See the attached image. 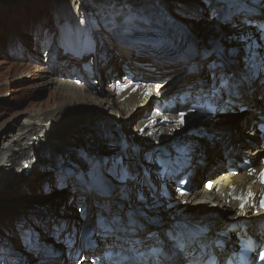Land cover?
<instances>
[{"label": "rangeland", "instance_id": "374dc122", "mask_svg": "<svg viewBox=\"0 0 264 264\" xmlns=\"http://www.w3.org/2000/svg\"><path fill=\"white\" fill-rule=\"evenodd\" d=\"M111 1L112 3L102 4L101 2L98 3V0H81L79 9L82 16H86L87 19L86 45L92 47L93 44L95 45L98 42V48L90 53L85 52L79 55L82 47L77 48L76 44V29L73 25L74 0H0V147L8 141L19 125L24 123L22 120L27 118L28 114L55 110L61 104L70 105V103H75L60 98L55 90L53 91L48 85L41 83L39 72L42 67H47L60 77L71 76L80 78L86 86L93 88L92 95L96 97L98 94L104 95L106 99H108V96H106L108 84L114 78L125 76V69L128 68L125 67L126 65L133 69L132 66L135 64H138V66L144 64L143 69L146 70H144L146 75L140 71L133 76L137 77L139 74L142 78L148 77L151 80L160 81L161 88L157 95L162 93L165 88V82L173 77H177L178 81H180L176 84V90L180 87L178 90L180 93H177L180 96L181 93L186 91V82L189 81L190 84L198 83L199 80L197 78L199 76H204L206 79L205 87L212 89L218 83V81L215 83L213 73L218 76L219 80L222 78L226 79L228 75L232 77L238 74L239 76L241 75L239 70L231 68L229 71H222L221 74L218 68L214 71L212 66V60L215 58L214 54H201L199 50L198 54L189 56L188 59L198 64L199 73H205L203 75H199L198 72L197 74L192 73L189 77L190 71L187 60H182L181 57H178L176 51H169L168 49L158 50L156 45H149L150 48H146L147 51H143L138 46L136 48L132 47V50L126 48L129 44L127 46L122 45L120 41L124 37H119L118 32L120 34L132 32L128 25L123 26L119 30L116 28L117 24L110 19L111 17L106 10L113 8L116 14V11H120L119 8L123 7V5L119 3L120 0ZM166 2L167 8L178 20L203 24L205 27L213 19V16L219 15L223 7L219 4V6H216L214 13H212L210 10L213 3L212 0H166ZM260 5L264 8V2ZM247 20L242 14H239L234 16L231 21L236 26L240 22H246ZM149 22L145 23L148 24ZM250 24L254 25V23ZM112 31L114 32L113 34ZM88 32H90L93 40L88 35ZM126 50L127 52H125ZM147 52L151 53L146 54ZM220 59L224 58L220 56ZM242 59L244 62L239 61L238 64L242 63V71L244 73L238 87L242 86L247 93L249 91H256L257 93V90H261L257 94L256 101H246V103L254 105L253 108L250 105L246 112L252 111L254 113L257 111L254 115L258 116L260 114L259 104H257L260 101L258 96L264 91V82L260 83V79L264 77V73H260L257 77L253 76L251 80L246 75H250L248 65L249 60L252 58L243 56ZM92 64L98 69L96 74L84 69L85 65L90 67ZM224 67L225 64L219 66V68ZM99 73L100 75H98ZM183 85L184 87L182 88ZM100 90H102V94L98 93ZM94 93L98 94L95 95ZM224 93L220 91L221 98L226 103ZM191 94L193 95V91H191ZM155 95L151 96L150 101L153 102L155 100ZM238 98L245 99L243 96ZM153 104L155 103L153 102ZM181 104L184 103L179 102L177 106L180 109L179 111L184 109L188 111L190 109L189 106L185 107L183 105L182 107ZM233 104L236 103L232 100L228 103L229 108L227 109L229 111L233 110ZM227 109L225 113H228ZM176 115H178V110ZM248 118V114L243 116L239 128L229 133L234 137V133L243 128V132L240 131V135L238 133L233 138L236 148L233 150L230 147L229 159L225 157V150L227 151L228 149L226 147V139L222 137L223 139L220 138L216 141L199 143L191 155L177 152L165 154L153 152L149 155L143 151L139 152L130 149L127 152L128 157L125 155L122 160L120 159V162L109 163L104 168L105 173L112 176L114 180L111 179V182L118 189L120 188L124 168L128 167L127 164L131 160L132 163L128 165L132 166L134 171L138 173L133 176L132 169V171L126 172L127 177L129 175V179L133 181V178H136L135 176L137 175L142 177L140 180L142 185L145 187L147 184V191L144 193L145 195L147 194V199L151 196L153 190H155L153 197H158L159 194L163 193L164 183L171 187V189L169 188L170 198L177 194L178 190L173 177L175 173L190 172V190L194 188V184L200 188L203 186L205 178L207 180L213 179L212 173L221 167L218 165L225 162L229 163L230 159L234 162L240 160L242 156L247 155L245 152L252 148L253 144H259L260 142L261 145V141L256 140L258 137L256 131L249 128L252 124L244 128V125L247 124L246 122L250 120ZM143 119L138 118L131 123L127 129L128 135L135 137L139 134L140 127H136ZM60 138L63 137H52L51 139L54 141ZM135 156L141 157L140 163L135 159ZM164 161H167V164ZM48 162L38 164L32 170L30 169L31 171L29 170L30 172L20 180L23 183L16 189L5 188L0 185V198H45L53 192L57 196L56 201L45 208H0V264H61L62 262L58 261V259L53 262H47L49 255H44L45 250L57 247L67 254L65 238L68 233L77 235V248L78 245L81 247L84 240V229L80 223L83 219L85 221L88 220L87 226L94 230L96 229V234L90 237L91 248L99 245L100 249H103L104 244H106L105 249H103L105 251L107 250V245L117 241L115 237L99 235L100 227L105 234H110V231L100 225V213L102 210L97 201L98 197L93 192L88 194L87 192L90 190L81 188V186L84 187V183L79 180L77 175H66L65 172H56ZM204 162H207V164L198 171L196 176L197 166L204 165ZM162 167H164V170L161 169ZM149 168L153 170L151 173L148 171ZM236 169L238 170V168ZM1 175L2 172L0 173V178ZM147 175H151L153 186H150ZM60 177H63L62 183L57 180ZM168 185L167 187H169ZM119 198H121V195L117 194L115 199ZM114 204L117 203L114 202ZM107 206L111 209L113 208L111 203H107ZM114 211L117 212L116 209ZM62 223H68V226L64 227L65 225ZM216 225H210L214 227V230L207 231L206 237L219 233L215 229ZM61 230L63 231L61 232ZM159 231H161L160 235H155ZM145 232V236L148 237L144 239H150L155 236L159 238V241L169 242L168 229H153L152 226H148ZM120 234L122 237L125 236L122 231H120ZM126 235H131L130 229L126 232ZM132 236H135V234ZM227 237L232 240L230 235H227ZM122 241L121 238L118 243L121 244ZM88 254L85 259L82 258L87 260L88 264H95L96 260H99L98 264H106L103 261L104 256L102 257L103 259L99 258L100 253L89 251ZM81 257H83L82 254L79 259Z\"/></svg>", "mask_w": 264, "mask_h": 264}, {"label": "bare ground", "instance_id": "6f19581e", "mask_svg": "<svg viewBox=\"0 0 264 264\" xmlns=\"http://www.w3.org/2000/svg\"><path fill=\"white\" fill-rule=\"evenodd\" d=\"M244 1L245 0H241L240 3H243ZM100 2L102 4L109 2L112 3L111 0H107V1L98 0V3ZM150 2L151 0H120L119 3L123 5V7L119 8L120 11L117 10L115 14V10L113 8H108L106 12H108V15H110L111 17L110 19L117 24L116 28L118 30L121 29L123 26H127V25L128 26L133 25L138 27L139 25H143L145 24V22H148V20H152L155 24H157L159 23L158 20H162V19L160 18V16L157 18L153 16H148V14L152 13L151 9H149ZM212 2L213 3L211 4L210 10L212 11V13H214L216 6H219L220 3L218 0H212ZM74 3H75V7L73 14L74 15L73 25L75 26L76 29L77 48H80L79 42H84V35L85 32H87L86 30L87 19L86 16H82L79 9L81 0H74ZM238 6L239 4L235 6V9L232 8L230 9L231 10L230 16L228 19H225L229 21L224 22L230 24L233 27V36L232 39L229 41L230 48L234 47L236 44L240 42L241 34L251 31V28H253V25L250 24L252 23V20L263 22L259 20H261L260 18H264V16H262V14H264V8H261V14L258 15L257 18L256 16H253L255 13L253 10L250 12V16H249L250 19H248L246 22L243 21L240 22V24H238L239 26L238 25L234 26L231 20L233 14L234 13L237 14ZM247 8H248L247 6L243 7L242 11ZM221 13L219 15L213 16V19L210 20L207 27L208 26L210 27L213 23L220 20ZM241 13L245 18L246 14L244 12ZM248 21L249 23H247ZM113 33L114 32L112 31V34ZM118 33H119V37L128 36L127 33L125 34H120V32ZM120 42L124 44L123 40H121ZM166 45L174 49L177 52L178 57H181L182 60H187V65L189 66V71H190V73L188 74L189 77L192 75V73H196V74L197 72L199 73L198 71L199 66L195 65L196 63L194 61L192 60L190 61L188 59L189 56H195L196 54L199 53V51H201L200 52L201 54H206V55L215 53V51L208 50L206 49V47L203 46L201 48L189 47L187 49L185 48L182 49L180 48V46L173 47L175 44H170L169 42H166ZM230 48L223 50L224 60H221L219 62V66L225 64V67L219 68V66L215 65L216 60L214 58L212 60L213 69L214 71H216L218 68L220 70L219 73L221 74L222 71L231 68L233 70H239L240 71L239 73L242 76L244 73V71H242V63L241 64L238 63L239 61L241 62L244 61L243 59H239V61L233 60L232 59L233 51L230 50ZM135 65L132 66L133 69L129 65H126L125 67L128 68L125 69V76L114 78L108 84L106 90L107 91L106 96H108V99H106L104 95L98 94V93L102 94L101 92L102 90L96 93L98 94L97 95L98 98L92 95L93 88L91 89V87L86 86V84H84V81L81 80L80 78L71 77V76L60 77L57 76L54 73V71H50V69H48L47 67H42L39 72L41 83L43 85H48L51 89H53V91L55 90L56 94L60 98L75 103H70V105L61 104L55 110L34 112L28 114L27 118H24L22 120V122L24 123L19 125L18 129L14 133H12L8 141L4 143L3 146L0 147V173L2 172L0 178V184L6 183V176H8L9 174L14 176V179L15 177L24 176V171L20 170L21 168H24L23 167L24 162L26 161L28 162L30 161V159H33L36 152L46 151L49 148L53 147L54 144L51 142L53 141L51 139L52 137L65 136L66 138H71V137L79 138L82 135L83 131L87 129V126L92 127L97 122L100 121L99 118L100 116L107 117L111 120H118L126 128L125 137L121 146L122 149L121 156L118 159L114 160L113 161L114 163L115 161L120 162V159L122 160L125 155L128 157L129 155L127 154V152H129L130 149H134L139 152L143 151L147 154L158 152L156 151L155 148L163 144L165 142V138L171 136V133L173 134V129H174L173 122L177 120L179 117V115H176V112L178 110L177 106L178 103L181 101V99H186V95L184 93L183 94L181 93L180 96H178L177 93H180V91L178 90H176L174 93L169 95H167L166 91L162 90V93L160 95H157L159 89L161 88V82L158 80H151L148 77L142 78L141 75L139 74L137 75V77H134L133 75H136V73L137 72L139 73L140 71L143 72L144 75H146L145 74L146 70L143 69L144 64H142V66H138V64ZM250 66L251 64L248 65L249 73L251 75L253 73L250 72ZM90 68L93 70L92 71L93 73L96 74V72H98V69H96L93 64L90 66ZM263 72L264 70H260V72L258 73H263ZM203 73L205 72H201L199 73V75L200 74L203 75ZM98 75H100V73ZM213 77L215 83L216 81H218L217 85L219 86L220 80L218 79V76L215 73H213ZM173 78L165 82L166 83L165 87L169 85L172 81H174ZM197 79L199 80V82L195 84H190L189 81L186 82V89L190 90V93L191 91H193L194 94L196 91L195 96L193 95L190 98L195 97L196 99L197 97L200 98L202 96H206V97L212 96L213 90L205 87L204 84L206 80L205 77L199 76ZM183 87L184 85L182 86V88ZM257 91H258L257 93L256 91L253 92L252 94L253 97L249 96L250 94L246 97L244 96L246 99H248L246 101H252V102L256 101L257 94L259 93V91L261 92V90H257ZM153 95H155V100L153 101L155 104H153V102L150 101L151 96ZM216 98H218V94ZM246 101L244 99H240L237 100L236 102L242 103ZM242 106L243 104L240 105L239 107ZM259 110L262 111L263 106L260 105ZM227 112L234 114V113H238L239 109H237L236 111H234V109L230 111L229 109H227ZM256 113L257 111L254 113L250 111V113H248V117H249L248 119L250 120L246 122L247 124L244 125V128H246V126H249V124L253 123L254 116H257L254 115ZM133 114L136 116H132ZM138 118L140 119L144 118L142 122L136 127V128L140 127L139 134H137L135 137L128 135L127 132L128 127L131 125V123L134 120ZM152 120L155 121L154 124L151 123L149 126H146L150 123V121L152 122ZM43 122L44 124H42ZM240 131L243 132V128L239 130L237 133L235 132L234 137L238 133H239L238 135H240ZM253 131H255V129ZM234 137L232 134L229 133L223 137L226 139V147L228 149L227 151L225 150L226 158L229 157L230 147H232L233 150H235L236 148L235 147L236 143L233 140ZM132 140L137 141L138 144L141 145L140 148L130 144ZM263 147L264 145L261 146L259 142V144H253L252 148H249L245 152L247 155H249V156L247 155L245 156L252 160L255 168L257 169L254 175H249V173H247L246 170H243L237 176H233L230 173L229 167L232 165L236 166L239 160H236L234 162L230 159L229 163L225 162L218 165L221 167L217 168L212 173L214 177L211 180L214 181L216 185L214 189H212L210 192L205 191L203 186L199 188L196 186V184H194V188L191 189V195L188 198V204H191L192 208H198V207L211 208V209L227 208L229 211H231L232 217L238 216L237 214H240V212L237 210L239 201H235V199L232 198V193L234 192V190L237 191L251 190L254 194H256L257 191L261 188V186L258 183L256 174L259 173L261 169L258 154L262 152V150L264 149ZM166 151L180 153L179 148H173L171 150H166ZM135 159H137L139 163L142 160L141 157L139 156H135ZM130 163H132L131 160ZM130 163L128 162V164ZM128 164H127L128 167L124 168L125 176L124 175L121 176L122 181L120 184V188L118 189L115 184H112L111 179L113 178L111 176L109 180L106 179L105 177V181L104 178L100 177L99 172L100 169L102 170V168L96 169L95 172H84L77 174L79 180L82 183H84V187L81 186V188H83L84 190H90L89 192H87L88 194H91L93 192L95 196L98 197L97 201L102 210V212L100 213V221L104 223L106 229L108 228L110 231V234H105L100 227L99 233L100 235H104L106 237H115V239H117L116 242H111L109 245H107V248H111L112 250H114L116 247H121V248L123 247V245L118 243V240L122 238L120 231L124 232V230L128 226L130 230L134 229L135 233H138L135 234L136 238L144 239L148 237L145 236L146 234L145 229L147 231V227L149 226V224H146L145 221L142 220L140 214L137 212L138 208H144L143 206L149 203L146 196L147 194L146 195L144 194L147 191V184L145 187L142 185V182L140 181L142 177H140L139 175L135 176L136 178H133L134 181L132 179H129L130 177L129 175L127 177L126 172L132 171L133 169V167L129 166ZM203 164L204 165L202 166L200 165L197 166L196 176L198 174V171L201 168H203L207 164V162H204ZM80 165L81 164L78 163L75 159L71 163L72 167H78ZM106 166H104L103 169ZM75 170H77L78 172L82 171L80 169H75ZM148 171L149 173H151V171L153 170L149 168ZM132 172H133L132 174L133 176L134 174L138 173L137 171H134V169ZM147 176H148L147 177L148 182L150 183L152 181V177L151 175H147ZM90 177L95 179V181ZM57 180L61 182L63 181V177L57 178ZM167 189L169 191V187H167ZM117 194L121 195V198L115 199ZM258 199H259V195L256 194L255 197L251 199V201L255 202V205L253 207L248 206V208L249 209L256 208ZM114 202H116L117 204H114ZM138 202L141 203L138 204ZM107 203L108 204L111 203L113 205V208L112 209L109 208V206H107ZM115 209L117 210V212L114 211ZM62 224L65 225L64 227L68 226V223H62ZM62 231L63 230H61V232ZM160 233L161 231L156 232L155 235L159 236ZM66 236L67 237L65 238L66 241L65 249L67 251V254H65V252L61 248L51 247L45 250L44 253L45 256L49 255V259L47 260V262L50 261L53 262L58 259V261L62 263L67 262L69 264H88L87 260L84 259L85 256L89 255L88 254L89 251H92L93 253L101 254L103 252V249H105L106 247V244H104L103 249H100L99 245H97L95 248H91L90 246L86 248L85 242L84 243L82 242V246L79 247L78 245L77 248V241H76L77 235L75 233L73 234L68 233L66 234ZM68 238H72L73 242L72 243L68 242L67 241ZM158 239H159L158 237L154 236L151 237L150 239H145V242L148 244H151L153 242H157V243L162 242L159 241ZM163 243L164 242H162V244ZM135 248L136 251L143 250V247H141V245ZM78 252L82 253L83 257H81V259H79L80 257L78 258V254H79ZM180 256H181V252H178L174 257V260ZM115 259H120V258L116 257ZM160 262L166 263L164 256L161 257Z\"/></svg>", "mask_w": 264, "mask_h": 264}, {"label": "water", "instance_id": "95a60500", "mask_svg": "<svg viewBox=\"0 0 264 264\" xmlns=\"http://www.w3.org/2000/svg\"><path fill=\"white\" fill-rule=\"evenodd\" d=\"M149 9L152 13L148 16L159 17V23L144 30H136V34L161 35L166 39L176 40L180 48L206 47L215 53L223 54V50L229 49V41L233 36V27L224 23L223 17L213 23L210 27L203 24H194L178 20L167 8L166 0H151ZM240 42L230 50L233 51V60L239 61L243 56L256 54L260 61H264V37L255 28L250 32L241 34ZM178 79L172 81L163 90L167 95L176 91ZM171 88V89H170ZM178 90V89H177ZM239 109V106L235 110ZM247 112L228 113V114H202L197 111H190L184 115V123H179V118L173 122V134L165 138V142L156 149L158 152H166L173 148H179L180 151H190L199 143H208L211 139H218L226 136L231 131L239 128L241 119L247 115ZM136 116V115H132ZM100 121L94 126H87L79 138L55 139L53 147L49 150L36 152L33 159L23 164L24 176L15 177L9 174L6 176V183H1L5 188L16 189L23 182L20 181L36 165L51 162L53 170L56 172L64 171L66 174L84 173L103 168L108 163L118 158L122 153V142L125 137L126 128L118 120H111L100 116ZM151 124V123H150ZM148 124L147 126H149ZM154 124V123H153ZM145 130V129H144ZM130 144L140 148L137 141L132 140ZM165 148V149H164ZM76 160L81 165L72 167L71 163ZM30 164V166H29ZM29 166V167H28ZM31 169V170H30ZM75 169L82 170L78 172ZM30 170V171H29ZM26 172V173H25ZM100 177H103L100 169ZM93 179V178H92ZM176 179H179L178 177ZM206 179V178H205ZM95 181V179H93ZM112 189V187H111ZM54 193V192H53ZM51 193L45 198H0V208L18 207V208H45L53 204L56 199V193ZM59 196V195H58ZM190 195L174 196L170 199H157L148 197V204L144 208H138L137 212L149 224L154 227H168L171 223H182L191 226H202L209 222L230 221L245 228L247 233L264 225V212L253 213L246 210L232 217L231 211L227 208H192L188 204ZM84 232L91 228L88 220L84 219L80 223ZM241 235L234 236L233 247L238 248V242ZM168 250V248H167Z\"/></svg>", "mask_w": 264, "mask_h": 264}, {"label": "snow or ice", "instance_id": "6c2138e0", "mask_svg": "<svg viewBox=\"0 0 264 264\" xmlns=\"http://www.w3.org/2000/svg\"><path fill=\"white\" fill-rule=\"evenodd\" d=\"M146 94H148V93H146ZM179 123L180 124L184 123V113L183 112L179 113ZM142 131H143V129H142ZM254 174L255 173L252 171L249 172V175H254ZM258 175H259V183L264 184V171H260ZM208 187L211 188L212 185L209 184ZM183 194H184L183 191H181V195H183ZM251 196H252V193H251V191H249L248 197L250 198ZM260 196H261V199L259 201V206L261 208H264V191L260 192ZM238 199H240V198H238ZM246 203H247V200H244V202L240 203V205H239L240 208L243 209L245 207ZM258 259L261 261H264V252H261L259 254Z\"/></svg>", "mask_w": 264, "mask_h": 264}, {"label": "trees", "instance_id": "16d2710c", "mask_svg": "<svg viewBox=\"0 0 264 264\" xmlns=\"http://www.w3.org/2000/svg\"><path fill=\"white\" fill-rule=\"evenodd\" d=\"M100 35H102V34H100ZM195 65H198V64H195ZM175 79H176V77L173 78V80H175ZM179 82H180V81H179ZM44 191H45V190H44ZM36 198H40V197H36ZM139 203H141V202H138V204H139ZM138 204H137V205H138Z\"/></svg>", "mask_w": 264, "mask_h": 264}]
</instances>
